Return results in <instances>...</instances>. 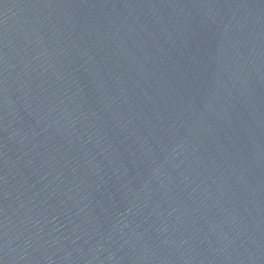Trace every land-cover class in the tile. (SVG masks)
Here are the masks:
<instances>
[{
    "label": "water",
    "instance_id": "95a60500",
    "mask_svg": "<svg viewBox=\"0 0 264 264\" xmlns=\"http://www.w3.org/2000/svg\"><path fill=\"white\" fill-rule=\"evenodd\" d=\"M0 264H264V0H0Z\"/></svg>",
    "mask_w": 264,
    "mask_h": 264
}]
</instances>
